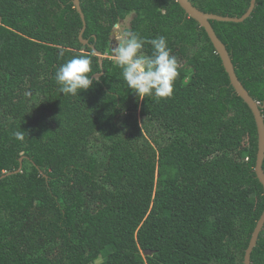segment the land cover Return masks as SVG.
<instances>
[{
	"label": "trees",
	"instance_id": "1",
	"mask_svg": "<svg viewBox=\"0 0 264 264\" xmlns=\"http://www.w3.org/2000/svg\"><path fill=\"white\" fill-rule=\"evenodd\" d=\"M190 2L238 18L251 5ZM81 8L89 45L74 0H0V264H244L264 212L258 129L206 30L176 0ZM130 15V31L167 38L172 98L141 100L110 57ZM211 24L264 117V0L241 23ZM78 55L104 75L63 96L55 71ZM251 260L264 264V228Z\"/></svg>",
	"mask_w": 264,
	"mask_h": 264
},
{
	"label": "clouds",
	"instance_id": "2",
	"mask_svg": "<svg viewBox=\"0 0 264 264\" xmlns=\"http://www.w3.org/2000/svg\"><path fill=\"white\" fill-rule=\"evenodd\" d=\"M113 31L119 32V26L113 25ZM148 45L151 46L150 54L146 51ZM113 54L127 88L141 100L146 97L169 99L174 96L180 66L165 36L149 39L134 31L123 30ZM100 75L98 72L93 74V60L90 56L78 55L60 64L54 79L63 96L77 97L92 89ZM13 134L18 140L23 141L25 138L21 129Z\"/></svg>",
	"mask_w": 264,
	"mask_h": 264
},
{
	"label": "water",
	"instance_id": "3",
	"mask_svg": "<svg viewBox=\"0 0 264 264\" xmlns=\"http://www.w3.org/2000/svg\"><path fill=\"white\" fill-rule=\"evenodd\" d=\"M180 6L184 9V11L187 13V15L196 20L202 28H204L212 41L217 54L220 56L222 63L224 65V68L229 75L231 85L234 87L236 93L243 99V101L249 106L251 109L258 129V152H257V160H256V167L255 172L256 175L261 182V184L264 187V117L262 114L261 106L260 104L253 99V97L249 94L247 89L243 86L241 81L238 79L235 67L233 65L232 59L230 57V54L227 50V47L225 44L219 39L217 36L211 21H221V22H235V23H241L248 19L251 14L253 13L257 0H251V5L245 15L242 17H224L219 16L215 14H209L205 13L201 10H199L197 7H195L190 0H176ZM74 4L76 6L77 11L79 12L82 21H83V29L80 33L79 39L81 43L84 45H89V42L83 38L84 32L86 30V20L85 16L83 14L82 8H81V0H74ZM92 50L95 52V54L99 57V62L101 65V68L103 67V55L101 52H98L94 46H91ZM101 75L98 77V80L104 75V71L100 73ZM21 167L16 172H10L3 177H6L8 175H12L13 173H19L22 171V159H21ZM264 228V212L259 219L257 226L252 234L249 246L246 250L245 256H244V264H252V253L254 248L257 246L258 239L260 236V233L263 231ZM145 255H152L153 252L150 250H147L144 252Z\"/></svg>",
	"mask_w": 264,
	"mask_h": 264
},
{
	"label": "rangeland",
	"instance_id": "4",
	"mask_svg": "<svg viewBox=\"0 0 264 264\" xmlns=\"http://www.w3.org/2000/svg\"><path fill=\"white\" fill-rule=\"evenodd\" d=\"M133 18V15H130L129 17H127L126 20H124L123 22H121L120 24H118L120 31L119 32H112V43H111V47L112 49H114L116 41L118 39H120V37L122 36V32L123 30H129L130 25H131V20ZM106 57V56H105ZM112 59H114V54L110 56Z\"/></svg>",
	"mask_w": 264,
	"mask_h": 264
}]
</instances>
